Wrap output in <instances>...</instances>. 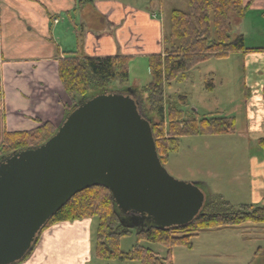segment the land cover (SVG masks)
<instances>
[{"label": "crops", "instance_id": "obj_1", "mask_svg": "<svg viewBox=\"0 0 264 264\" xmlns=\"http://www.w3.org/2000/svg\"><path fill=\"white\" fill-rule=\"evenodd\" d=\"M163 2L150 0L148 7L135 8L126 0H0V80L5 130L30 131L47 122L57 128L64 121L69 98L57 74V56L63 58L68 53L67 34L61 32L68 29L67 25L62 29L64 19L73 15L79 23L78 30L75 23L73 35V52L77 56L149 57L163 50L164 34L157 17ZM243 3L248 9L237 31L240 30L244 42L249 37L250 44L253 41L248 35L255 31L253 44L259 46L246 48L264 49V0ZM88 7L98 22L95 29L82 22L90 13ZM246 19H254L253 27ZM232 27L233 20L231 31ZM26 47H30L28 51ZM236 55L242 58L239 77L235 71L234 78L242 83L245 114L242 127L234 119L235 135H242L249 151L245 155L239 149L243 144L236 143L240 196L245 194L247 204L258 206L264 202V150L258 145L264 138V51ZM120 217L128 227L127 218L123 214ZM96 229L97 221L92 218L53 225L43 230L35 243L41 255L29 254L20 264H61L58 259L66 254L67 264H138L98 260L93 253ZM231 230L244 243L259 238L264 242V225L244 224Z\"/></svg>", "mask_w": 264, "mask_h": 264}, {"label": "trees", "instance_id": "obj_2", "mask_svg": "<svg viewBox=\"0 0 264 264\" xmlns=\"http://www.w3.org/2000/svg\"><path fill=\"white\" fill-rule=\"evenodd\" d=\"M185 1L187 11L172 10L170 14V28L163 36L162 53L148 57L150 81L144 88L146 97L139 109V114L149 122L161 165L170 153L177 150V141L181 137L232 135L236 132L234 118L213 114L198 119L194 113L184 110L187 105L185 96L180 95L175 101L165 98V86L176 80L189 81L192 70L210 59L264 51L245 48L241 35L230 40L233 16L243 18L248 9L243 0ZM64 54L63 58L57 56L58 78L70 100V105L65 106L64 117L91 92L96 96L114 83L117 94L127 91L131 57ZM56 131L57 128L47 122L30 131L7 132L0 80V160L40 147ZM258 145L264 150V138ZM113 202L106 188L89 187L73 195L54 212L42 230L61 223L96 218L93 253L98 260L172 264V249L179 246L191 248L192 239L202 231L244 224L264 225V202L258 206L241 204L234 207L215 196L210 198L202 213L184 225L131 229L121 223L122 213L117 207L113 208ZM131 233H134L135 244L122 251L120 241ZM141 241L164 246L167 249L165 257L160 258L151 249L140 245Z\"/></svg>", "mask_w": 264, "mask_h": 264}, {"label": "water", "instance_id": "obj_3", "mask_svg": "<svg viewBox=\"0 0 264 264\" xmlns=\"http://www.w3.org/2000/svg\"><path fill=\"white\" fill-rule=\"evenodd\" d=\"M92 186L110 192L131 229L184 225L202 199L197 187L167 174L133 97L99 95L45 144L0 162V264L19 261L51 215Z\"/></svg>", "mask_w": 264, "mask_h": 264}, {"label": "rangeland", "instance_id": "obj_4", "mask_svg": "<svg viewBox=\"0 0 264 264\" xmlns=\"http://www.w3.org/2000/svg\"><path fill=\"white\" fill-rule=\"evenodd\" d=\"M129 4H133L135 8L148 7L150 0H126ZM155 3V2H153ZM156 6H154L155 8ZM89 9L90 13L84 16L86 25L92 29L98 25L93 16L94 13ZM187 11V3L185 0H164L160 13L157 17L161 20L163 34H167L170 28V14L172 10ZM247 12V11H246ZM162 13V16H160ZM233 31L230 34V40H233L240 33L237 31L238 25L243 21L241 18L234 17ZM250 21V27H253L254 19H246ZM75 23H78L75 17L71 15L70 19H64V25L67 31L61 30L67 34L68 53L73 52V35L76 31ZM248 24V23H247ZM80 28L79 23L77 30ZM238 32V34H236ZM248 36L251 37L252 44L245 42L246 47L254 46L257 34L252 31ZM259 36H261L259 34ZM262 37V36H261ZM49 38V37H48ZM163 40V39H162ZM163 45V43H162ZM30 47H26L28 51ZM152 47L150 52H153ZM80 53V51H79ZM241 57L236 54L226 58H213L192 70L189 81H174L169 86H165V98L173 101L178 96L183 95L187 99V105L184 109L187 112L194 113L198 119L208 117L213 114H221L226 117L236 118L238 127H242L244 121L245 102L243 100L242 83L235 76L239 77V66ZM235 67V69H233ZM241 68V67H240ZM235 71H237L235 75ZM235 75V76H234ZM150 81L148 71V57L138 55L131 59L129 64L128 88L124 93L115 92L116 83L112 84L108 89L100 91V94L91 92L79 104L104 94L128 95L130 94L137 103L138 111L141 109L145 100V86ZM88 99V100H86ZM78 104V105H79ZM70 105V100H69ZM76 105L74 109L78 106ZM73 109V110H74ZM72 110V111H73ZM71 111V112H72ZM146 120V119H145ZM240 131H238V134ZM236 143H244V138L235 135H197L184 136L177 141V150L170 153L162 166L167 174L176 181L193 185L199 189L201 193V204L198 214L204 211V208L210 198L219 196L225 202L234 207L241 204H247L245 194L240 196V184L237 161ZM246 147V145H245ZM244 144L239 149L244 150V154L248 155V149ZM229 153V154H228ZM251 153V152H250ZM5 159L0 160V162ZM241 201L243 203H241ZM249 205V204H247ZM113 202V208L116 209ZM94 222L96 218H92ZM143 228L154 227L151 222H144ZM146 226V227H145ZM212 229L200 232L192 239L191 248L175 247L172 249V264H264V242L262 239L249 240L243 242L235 236L233 228ZM41 230L34 241L30 245V251L17 262L12 264H20L30 254L40 253L35 243ZM44 231H47L44 229ZM122 250H129L135 244L134 233L127 235L121 239ZM91 243V242H90ZM93 244V243H91ZM140 245L151 249L160 258L165 257L167 249L159 244L141 241ZM67 247V245H65ZM260 247V248H259ZM41 255V253H40ZM45 258V257H44ZM58 261L61 264H67V254L61 256ZM46 264V261L44 262ZM55 264V263H54Z\"/></svg>", "mask_w": 264, "mask_h": 264}, {"label": "built area", "instance_id": "obj_5", "mask_svg": "<svg viewBox=\"0 0 264 264\" xmlns=\"http://www.w3.org/2000/svg\"><path fill=\"white\" fill-rule=\"evenodd\" d=\"M54 22L56 23L57 21L55 20Z\"/></svg>", "mask_w": 264, "mask_h": 264}]
</instances>
